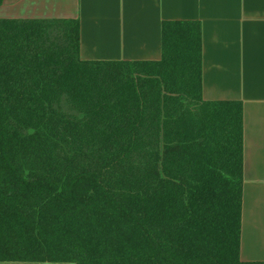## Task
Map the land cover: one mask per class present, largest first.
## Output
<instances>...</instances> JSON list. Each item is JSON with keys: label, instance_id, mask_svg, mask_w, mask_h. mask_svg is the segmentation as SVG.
Here are the masks:
<instances>
[{"label": "trees", "instance_id": "16d2710c", "mask_svg": "<svg viewBox=\"0 0 264 264\" xmlns=\"http://www.w3.org/2000/svg\"><path fill=\"white\" fill-rule=\"evenodd\" d=\"M77 18H0V263L240 259L242 104L204 100L201 27L85 60Z\"/></svg>", "mask_w": 264, "mask_h": 264}, {"label": "crops", "instance_id": "0c3cea01", "mask_svg": "<svg viewBox=\"0 0 264 264\" xmlns=\"http://www.w3.org/2000/svg\"><path fill=\"white\" fill-rule=\"evenodd\" d=\"M0 18H77L85 60H157L162 22L197 20L203 99L242 104L240 259L264 261V0H0Z\"/></svg>", "mask_w": 264, "mask_h": 264}, {"label": "water", "instance_id": "95a60500", "mask_svg": "<svg viewBox=\"0 0 264 264\" xmlns=\"http://www.w3.org/2000/svg\"><path fill=\"white\" fill-rule=\"evenodd\" d=\"M24 264H38V263H24ZM40 264H69V263H40Z\"/></svg>", "mask_w": 264, "mask_h": 264}]
</instances>
